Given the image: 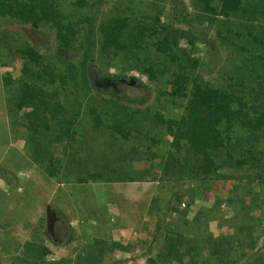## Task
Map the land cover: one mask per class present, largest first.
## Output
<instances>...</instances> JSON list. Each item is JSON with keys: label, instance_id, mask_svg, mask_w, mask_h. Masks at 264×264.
<instances>
[{"label": "rangeland", "instance_id": "obj_1", "mask_svg": "<svg viewBox=\"0 0 264 264\" xmlns=\"http://www.w3.org/2000/svg\"><path fill=\"white\" fill-rule=\"evenodd\" d=\"M27 1L18 0V9L21 7L23 11ZM79 1L84 6H79ZM193 4V0H56V11L63 25L72 24L78 29L73 49L66 53L61 51L62 43L50 24L41 23L35 28L31 23L25 24L10 13L0 11V61L3 67L5 65L4 79L9 76L13 81L9 90L13 96L16 95L14 97L20 95L23 69L31 68L35 71L34 65H29L25 58L27 48L40 54L43 62L49 63L57 75H63L67 68L64 65L59 66L61 69L53 66L57 62L60 64V59L67 65L71 63L70 65L76 66L81 75V64L84 61L81 50H87V46L93 48L94 45L98 48L102 24H112L111 22L119 19H128L129 25L133 27L138 23L146 28L153 24L154 18L160 16L156 36L161 38L166 34L176 37L181 52L190 53L191 60L199 63V67L190 74L192 82L188 83L186 96H176L173 86L167 80L168 76L153 80L145 72L149 64L161 70L170 68L169 59L157 51L153 38L142 44L141 50L135 51L140 55V69L123 70L129 66L124 56L118 57L116 66L106 68L107 64L99 61L97 50L94 54L95 63H87L88 85H76L73 82L63 84L58 80L47 89L58 94V104L51 102L53 111L46 114L49 119L46 121L49 127L46 128L36 124L32 109L23 108L19 112L16 102H9V92L6 90L8 109L12 108L9 118L16 145L12 153L19 152V161L27 165L26 170L43 177L36 175L31 181L22 175L18 177L21 183L17 190L10 186L7 187V194L0 195V226L6 227L11 221L18 222L12 225L10 223L11 230L15 231L13 234H0V264H16L27 255L25 259L29 261L26 248L34 243L52 248L51 254L45 258L50 264H56L61 259H71V256H82L84 247L89 244H84L85 237L71 233L68 229L56 232L57 236L60 235L57 239L63 247H52L51 238H48V222L54 212L58 216L59 212L52 204L44 209V200L48 202L50 198L47 197L57 191L58 185L80 183L77 180L94 182L92 176L96 173L102 174L104 178L101 181L107 184L144 183V186L155 193L153 206L157 205L156 209L153 208L148 213L153 219L156 218L151 254L159 244L156 238L163 237L166 230H174L170 225L178 218V214L173 213L172 209H176L179 203H184L188 208L187 221L195 224L192 225L194 231H190L189 236L194 238L195 228L197 233L202 232L194 241L197 248L191 253L192 258L198 255L203 261H212L219 255L212 256V250L218 249L220 253L229 255L241 247L246 257L241 262L233 257L232 261L236 264H264V130L250 132L237 125L231 143L226 141L214 153V164L221 171L206 179L200 172L202 159L194 154L186 141H182L179 148L173 147V139L167 126L157 121L160 115L167 122H177L182 115H187L193 82L217 89L225 87L231 94L241 96L251 119L261 117L259 111L264 110V91L260 92L262 97L257 101L259 91L264 88V67L260 71L248 64L253 61L252 53L259 49L256 43L247 41L242 45L243 42L234 40L235 37L231 34L232 39L222 40L218 33L225 35L223 21L226 20L212 16L206 22L200 18L207 14L198 13ZM35 6L36 11L45 9L42 0ZM252 17L257 18L254 20ZM252 17L254 22L250 27L253 35L264 40V10ZM89 28L94 32L90 38ZM239 47L253 52L243 53L239 57ZM107 75L123 76H119V79L125 82L120 81L116 85L105 82L109 77ZM81 78L82 76H78V80L81 81ZM33 84H37V81ZM261 99L263 100L260 101ZM56 105L59 107H55ZM234 108L238 107L234 105ZM253 110L257 113L252 112ZM55 119L59 121H56L59 125L61 120L67 123L59 127ZM67 124L72 126L70 132H75V139L72 141L64 134ZM117 124L123 126L124 134L114 129ZM58 129L60 134L63 132V140L60 142L53 134ZM0 138L2 144H5V137L0 135ZM54 159L61 162L57 170L58 178L51 177L48 171ZM11 182L12 180L9 185H12ZM18 189H21L20 192ZM82 189L87 188H79V197L75 195L72 200L77 212L84 209L77 214L85 219L90 214L88 210L91 205L86 195L82 194ZM168 206L170 209H167ZM180 209L183 208L180 206ZM38 212L43 215L41 221L31 225L29 221H37ZM25 222L27 234L21 242L22 236L16 235V230L19 228L18 224ZM250 228H256L253 237L258 242L257 247L252 248V253L249 252L250 247H247L252 236V233L247 232ZM18 238L21 243L17 242ZM178 239L175 240L180 247L179 251L184 254L187 246L182 245ZM131 250L129 249L131 254H142ZM152 256L153 259L150 258L146 263L141 260L139 264H151V261L157 260L155 254L150 255ZM123 257L131 258L127 254ZM186 262L188 263L184 261L183 264ZM115 263L122 262L109 253L99 264Z\"/></svg>", "mask_w": 264, "mask_h": 264}, {"label": "trees", "instance_id": "obj_2", "mask_svg": "<svg viewBox=\"0 0 264 264\" xmlns=\"http://www.w3.org/2000/svg\"><path fill=\"white\" fill-rule=\"evenodd\" d=\"M1 1V12H8L14 18H18L25 24H33L35 28H37L41 23L50 24L57 31L58 39L62 43L61 51H65L66 53L73 49V42L77 38L78 29H76L72 24L67 26L63 25L62 21L58 17V11H56V0H42L45 5V9L42 8L41 11H36L37 8L35 6V4L41 0H28L23 6V11L21 10V7H19V9L17 7L18 0ZM193 1V7L198 13L207 14V16L200 19L208 22L211 18L216 17L227 21H223V23H225V35H222L220 32L218 33L222 40L229 41L234 35V40H241L243 42L242 45L246 44L247 41L249 43L252 42L251 44L256 43L259 49L255 52L248 51V48L239 47V57H241V54L243 53L253 52V61L248 64L252 66L254 65V67L261 71L262 67H264V40L253 35V29L250 25L254 22L251 20V17L259 13V11L264 10V0ZM78 5L81 7L84 6L82 1H79ZM16 9H18L17 12H15ZM249 13H251V15ZM179 15L186 17V15H182V13H179ZM159 18L160 16L154 18L153 24L146 28L142 25L140 26L138 23H135L133 27L129 25L128 19L115 20L111 22L112 24H102L99 29L101 39L98 48L94 45L93 48L87 46V50H81V52H83L82 56L84 57V61L81 64V75H79V71L76 66L70 65L71 63L67 65V63L62 59H60V64H58L56 60L58 65L55 64L53 66L59 67L60 65H64V67L67 66V68H65V73L63 75H57L54 68L49 63L45 64V62H43L44 59L40 54L36 53L31 48H27L25 58L29 62V65H32V67L34 65L35 71L31 68L23 69L24 79L20 82V95L18 97H14L16 95L13 96L9 90V88L13 86L12 79H10L9 76L5 77L3 82L5 92H7L6 90L9 92V102L15 101V106L19 112L23 108L32 109L33 116L37 122L36 124L39 127L46 128V126H48L46 121H49L46 114L49 111H53L51 110V102L53 103L54 101V104H58L56 103L58 94L56 92H50L47 90L48 88L54 86L58 80L63 84L73 82L76 85H80V83L88 85L87 63H95L94 54L97 50L99 61L101 60V63L104 65L107 64L105 65L106 68L116 66L118 57L124 56L126 57V61L129 62V66L123 70H130V68L131 70L134 68L140 69V55L139 53H135V51L141 50L142 44L147 43V41L151 38L155 41H153V43L157 51L169 59L170 68L161 70L160 68L157 69L155 65L151 66L149 64V67L145 72H147L149 74V78L153 80H158L160 77L167 78L168 76L167 80H169V84L173 86L174 95L186 96L185 93L189 90L188 83L191 81L190 74L199 67V63L196 60H191L190 53L181 52L177 43L178 39L176 37H171L170 35L167 36L166 34H164V37L161 38L156 36L158 32L157 26L160 24ZM256 18L257 17H255L254 20ZM164 29L166 31V28ZM93 35V29L89 28V38ZM244 39H246L245 43ZM191 41L193 42V39H191ZM238 46H240V43ZM59 69H61V67H59ZM78 76H82L83 79L81 78V81L78 80ZM119 76L113 77L107 75L108 80L105 82H111L116 85L121 81ZM34 81H37V84H33ZM263 91L264 88L259 91L257 101L260 97H262L260 92ZM262 100L263 99L260 101ZM188 103L187 115H182L181 119L177 122H167L161 115L157 121L159 124L167 126L169 134L173 139V147L179 148L181 147V142L186 141L190 145L194 154L202 159L200 172L206 179L221 171V169L219 170V168L216 167V164H214V153L223 147L226 141L231 143V137L237 125L240 129H245L250 132L264 130V110L259 111L261 113V117L251 119L252 117H250V112L246 111V104L243 101V98L241 96H237L236 94H231L230 90H226L225 87L217 89L193 82L192 92ZM234 105L238 108L235 109ZM55 107L58 108L59 105H56ZM8 110L12 112V108ZM252 112L257 113L256 110H253ZM56 121L57 120L55 119V122ZM66 123V121L61 120L60 125L59 123L57 124L61 127L62 124L64 125ZM71 128L72 126L67 124L65 127L66 133L64 134L69 136L72 141L75 139V132H73V130L70 132ZM114 129L117 132H122V134H124V128L121 124L115 125ZM56 131H53V134H55L56 140L60 142L63 140V132L60 134L58 132L59 129ZM225 135L226 138L224 137ZM60 163L61 162H57V160L54 159L51 166L48 168L51 177H59L57 170L59 169L58 167H60ZM223 174L225 175L226 173ZM94 175L92 176L94 181H101L104 178L102 174L99 175L96 173ZM77 181L84 183L82 180ZM181 204L179 203L176 206V209H172L174 210L173 213L178 214V218L173 220L172 225H170L174 227L175 231H171V229L166 230L163 237L160 239L156 238V241L159 243L157 245L159 252L156 254L157 260L154 259L151 261V264H156L155 262L160 264H183L184 261H188L186 264H201V262L205 261L206 262L202 264H236L235 261H232L233 257L235 259L238 258L240 262L241 260L243 261V258L246 257V253H244V249L241 247L233 254L229 255L224 254L223 252L220 253L218 249L212 250V256L219 254V258L216 257V259H213L214 261L212 260L213 262L210 259L203 261L204 259L199 258L198 255L192 258L191 253L196 251L197 248V244L194 241L196 238L198 239L202 232H200L199 229L198 232L200 233H197V229L195 228V236L193 235L194 238L189 236V232L193 230V226L195 224L187 221L188 212L186 210L188 208H185V210L180 209ZM168 207L167 209L171 208V206L170 208ZM255 229L256 228H250L247 230L248 234L252 233V236L249 238L250 244L248 243L247 245L248 248L250 247L249 252L251 253L254 250H252V248H256L258 245L257 239L253 237ZM173 231L174 233H172ZM48 238L50 240L51 237L48 235ZM175 239H178L182 245L187 246V251L184 254H181L179 251L180 247L178 246V243H176L177 241ZM235 239L237 240V237H235ZM51 241L55 247L63 245L59 242L55 243L52 238ZM26 249L30 260L28 261L27 258L25 259V257L28 256L27 255L24 259H19L16 264H50L45 261V258H47L51 252L44 245L29 244ZM117 250L123 251L127 249L119 244L108 246V244L104 243V241L95 240L84 248L82 256L75 255L74 257H71V259H61L56 264H99L100 262H103L104 258L109 253H113Z\"/></svg>", "mask_w": 264, "mask_h": 264}, {"label": "crops", "instance_id": "obj_3", "mask_svg": "<svg viewBox=\"0 0 264 264\" xmlns=\"http://www.w3.org/2000/svg\"><path fill=\"white\" fill-rule=\"evenodd\" d=\"M4 67L3 63L0 61V135L5 137V144H2L0 138V195L7 194V187L10 186L17 190V186L21 183L18 177L24 175L32 181L35 179L34 176L39 174L33 175L32 171L26 170L25 167L27 165L19 161L21 160L19 158V152L14 151V154L12 153L13 147L16 145H14L15 142L13 141L11 121L9 118L3 82L6 72ZM38 176L40 178L43 177L41 174ZM11 180L12 185H9V181ZM72 183L58 185L57 191H54L50 194V197H47L50 198L47 203L44 198H42L44 200V209L49 208L48 205L52 204L54 208H57V212H59V216L54 212L48 222V229L49 225H51L53 233V235L50 233L49 236L55 243L59 242L57 237H60V235L57 236L56 232L60 233L61 230L64 231L68 229L71 233H77L76 235L85 237L86 241H84V244L86 245L91 244L95 240L104 241L108 246L119 244L127 249L123 251L117 250L112 253L118 261L122 262L119 264H139L141 260L146 263L150 260V255H156L159 252L158 248L152 254L150 252L152 247V236L156 229V224L154 223V221L156 222V218L153 219L148 213L153 208L156 209L157 205L153 206L155 193L152 192L150 188L144 186V183L107 184L101 181ZM73 185L75 187L72 188ZM84 186L87 189H82L81 192L86 195V199L90 201L91 205V208L88 210L90 214H88V218L86 217L85 219L79 217L77 214L83 212L84 209L77 212L72 200V197L75 195H77L75 197H79L77 191ZM20 190L21 189H18V192H20ZM119 203H121V205ZM41 217H43V215H39L38 212L37 221L31 220L29 223L31 225H36L41 221ZM51 218L52 222L50 221ZM187 219L189 220V217ZM15 222L17 221L8 222V225H6L7 229L5 225H1L0 234L6 235L10 232L13 234L15 231L11 230V225ZM26 222L18 224L19 228L16 230V235L22 236L21 242L25 240L27 234L24 229ZM10 236L11 235H9V240L11 239ZM17 242H20L19 238ZM34 244L36 245L37 243ZM38 244L41 245L42 243ZM52 247L56 248L54 245ZM60 247L63 246H59L56 249H61ZM46 248H49V250L52 249L49 246ZM129 249L139 253L142 252V254L139 256H137L136 253L131 254ZM126 254L131 258H124L123 256ZM153 258L154 256H152V259Z\"/></svg>", "mask_w": 264, "mask_h": 264}, {"label": "water", "instance_id": "obj_4", "mask_svg": "<svg viewBox=\"0 0 264 264\" xmlns=\"http://www.w3.org/2000/svg\"><path fill=\"white\" fill-rule=\"evenodd\" d=\"M52 227H51V225H49V233H51V235H53V233H52V229H51Z\"/></svg>", "mask_w": 264, "mask_h": 264}, {"label": "built area", "instance_id": "obj_5", "mask_svg": "<svg viewBox=\"0 0 264 264\" xmlns=\"http://www.w3.org/2000/svg\"><path fill=\"white\" fill-rule=\"evenodd\" d=\"M181 207H182L183 209H185V208H186V205H185L184 203H182V204H181Z\"/></svg>", "mask_w": 264, "mask_h": 264}, {"label": "flooded vegetation", "instance_id": "obj_6", "mask_svg": "<svg viewBox=\"0 0 264 264\" xmlns=\"http://www.w3.org/2000/svg\"><path fill=\"white\" fill-rule=\"evenodd\" d=\"M121 82H122V83H124L125 81H124V80H122ZM50 221L52 222V220H51V219H50Z\"/></svg>", "mask_w": 264, "mask_h": 264}, {"label": "clouds", "instance_id": "obj_7", "mask_svg": "<svg viewBox=\"0 0 264 264\" xmlns=\"http://www.w3.org/2000/svg\"><path fill=\"white\" fill-rule=\"evenodd\" d=\"M51 220H52V218H51ZM152 258V257H151Z\"/></svg>", "mask_w": 264, "mask_h": 264}]
</instances>
